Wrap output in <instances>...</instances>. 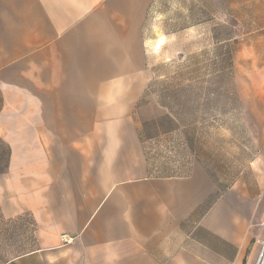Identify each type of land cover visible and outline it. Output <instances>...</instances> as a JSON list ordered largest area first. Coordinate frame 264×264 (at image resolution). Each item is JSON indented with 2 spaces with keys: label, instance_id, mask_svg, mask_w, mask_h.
<instances>
[{
  "label": "crops",
  "instance_id": "1",
  "mask_svg": "<svg viewBox=\"0 0 264 264\" xmlns=\"http://www.w3.org/2000/svg\"><path fill=\"white\" fill-rule=\"evenodd\" d=\"M147 27L227 49L248 133L230 169L140 119ZM0 143V264H257L264 0H0Z\"/></svg>",
  "mask_w": 264,
  "mask_h": 264
},
{
  "label": "rangeland",
  "instance_id": "2",
  "mask_svg": "<svg viewBox=\"0 0 264 264\" xmlns=\"http://www.w3.org/2000/svg\"><path fill=\"white\" fill-rule=\"evenodd\" d=\"M175 17L178 22L179 16ZM147 29V38L155 40L146 42L153 80L140 119L147 120L150 134L166 132L173 128L170 120H180L187 127L178 129L191 135L196 160L230 169L233 148L246 150L248 133L240 123L241 111H232L233 74L227 49L220 42L201 41L199 30ZM6 163L7 149L0 143V171ZM217 177L223 183L230 179L225 174Z\"/></svg>",
  "mask_w": 264,
  "mask_h": 264
},
{
  "label": "built area",
  "instance_id": "3",
  "mask_svg": "<svg viewBox=\"0 0 264 264\" xmlns=\"http://www.w3.org/2000/svg\"><path fill=\"white\" fill-rule=\"evenodd\" d=\"M63 239H64L67 243H70V242L72 241L71 238H67L65 235L63 236ZM263 248H264V244H263ZM263 248H262V251H263ZM262 251H261V254H260V257H259V260H258L257 264L260 263V259H261Z\"/></svg>",
  "mask_w": 264,
  "mask_h": 264
},
{
  "label": "bare ground",
  "instance_id": "4",
  "mask_svg": "<svg viewBox=\"0 0 264 264\" xmlns=\"http://www.w3.org/2000/svg\"><path fill=\"white\" fill-rule=\"evenodd\" d=\"M259 264H264V248H263V251H262V255H261V259H260V263Z\"/></svg>",
  "mask_w": 264,
  "mask_h": 264
}]
</instances>
